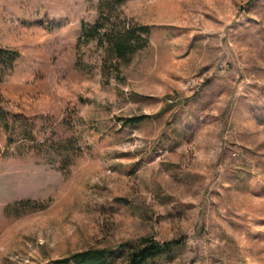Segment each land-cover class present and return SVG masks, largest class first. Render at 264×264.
<instances>
[{
	"label": "rangeland",
	"instance_id": "obj_1",
	"mask_svg": "<svg viewBox=\"0 0 264 264\" xmlns=\"http://www.w3.org/2000/svg\"><path fill=\"white\" fill-rule=\"evenodd\" d=\"M0 49V264H264V0H0Z\"/></svg>",
	"mask_w": 264,
	"mask_h": 264
},
{
	"label": "trees",
	"instance_id": "obj_2",
	"mask_svg": "<svg viewBox=\"0 0 264 264\" xmlns=\"http://www.w3.org/2000/svg\"><path fill=\"white\" fill-rule=\"evenodd\" d=\"M252 1V0H251ZM99 23L97 22L93 26L87 28L83 35L86 40L96 39L99 35ZM85 29V28H84ZM139 33V35L149 36L150 27L139 26L136 31H130L126 34L119 36L113 41L115 50L119 54H124L128 50L135 47L134 35ZM9 55L8 59L11 61L8 68H3V71H10L13 67V62L17 56L16 52H7L0 49V56ZM1 59V58H0ZM148 116H133L126 118L124 120L125 125H133L140 123ZM0 118L4 121L5 118L0 113ZM7 126L6 124H4ZM181 244L180 240L168 241V242H158L152 236H145L139 238L134 243H124L117 247V249H89L81 252H76L68 257L54 260L53 264H114L109 261L110 257L117 255L120 264H156L155 262L162 257H165L172 253L175 248Z\"/></svg>",
	"mask_w": 264,
	"mask_h": 264
}]
</instances>
